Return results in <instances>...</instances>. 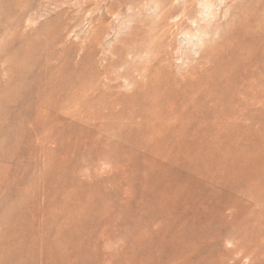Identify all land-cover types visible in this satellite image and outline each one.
<instances>
[{"label":"rangeland","instance_id":"obj_1","mask_svg":"<svg viewBox=\"0 0 264 264\" xmlns=\"http://www.w3.org/2000/svg\"><path fill=\"white\" fill-rule=\"evenodd\" d=\"M262 65L264 0H0V264H264Z\"/></svg>","mask_w":264,"mask_h":264},{"label":"bare ground","instance_id":"obj_2","mask_svg":"<svg viewBox=\"0 0 264 264\" xmlns=\"http://www.w3.org/2000/svg\"><path fill=\"white\" fill-rule=\"evenodd\" d=\"M239 6H240V5H239ZM239 6H238V7H239ZM164 7H165V6H164ZM163 12H164V11H163ZM193 17H194V16H193ZM193 24H194V23H193ZM199 30H200V29H199ZM237 31H238V29H237ZM208 34H209V33H208ZM244 34H245V33H244ZM214 35H215V33H214ZM204 36H205V35H204ZM206 37H207V36H206ZM214 38H215V37H214ZM210 39H211V38H210ZM212 40H213V39H212ZM208 41H209V38H208ZM210 41H211V40H210ZM213 42H215V41H213ZM213 42H212V44H213ZM239 46H240V45H239ZM241 46H242V45H241ZM211 47H212V46H211ZM213 48H214V47H213ZM209 50H211V49H209ZM214 50H216V47L214 48ZM211 51H212V50H211ZM164 52H165V51H164ZM253 52H254V51H253ZM212 54H213V53H212ZM242 54H243V53H242ZM246 54H247V53H246ZM166 55H167V53H166ZM239 55H240V53H239ZM162 57H163V56H162ZM238 57H239V56H238ZM240 57H241V56H240ZM165 58H166V57H165ZM165 58H164V59H165ZM166 59H167V58H166ZM158 60H159V59H158ZM160 61H161V60H160ZM157 62H158V61H157ZM157 62H156V63H157ZM210 62H211V61H210ZM156 63H155V64H156ZM161 63H162V61H161ZM243 63H244V61H243ZM158 64H159V63H158ZM158 64H157V65H158ZM160 65H161V64H160ZM160 65H159V66H160ZM159 66H158V67H159ZM262 66H264V65H262ZM161 67H162V69H163V65H162ZM161 67H160V68H161ZM154 68H155V67H154ZM262 68L264 69V67H262ZM162 69H161V70H162ZM155 71H157V68H156ZM195 71H196V70H195ZM158 73H159V70H158ZM159 74H160V73H159ZM202 79H203V78H202ZM166 81H167V80H166ZM163 82H164V80H163ZM203 82H204V81H203ZM164 83H165V82H164ZM152 85H153V84H152ZM155 95H156V94H155ZM189 104H190V103H189ZM159 106H160V105H159ZM171 108H172V107H171ZM168 111H169V110H168ZM168 113H169V112H168ZM38 124H39V123H38Z\"/></svg>","mask_w":264,"mask_h":264}]
</instances>
